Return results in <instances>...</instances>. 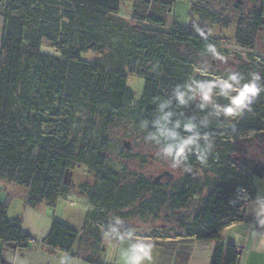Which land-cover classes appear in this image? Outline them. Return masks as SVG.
Returning <instances> with one entry per match:
<instances>
[{"label":"trees","instance_id":"1","mask_svg":"<svg viewBox=\"0 0 264 264\" xmlns=\"http://www.w3.org/2000/svg\"><path fill=\"white\" fill-rule=\"evenodd\" d=\"M177 1L134 0L127 20L118 14L120 0H0V181L24 188L26 205L36 208L69 195L63 185L69 167L85 164L96 176L93 184L82 185L95 210L80 230L54 220L43 240L52 250L69 253L89 243V255L83 256L105 264L104 240L113 217L158 222L164 215L167 232L155 231L146 242L216 241L210 264H239L240 247L221 240L234 223L256 224L246 212L248 203L238 197L241 187L255 196V180L264 176V163L253 153L264 144V93L252 112L213 119L202 129L215 140L207 167L192 156L190 171L181 166L178 176L158 180L108 166L122 124L158 149L145 140L151 129L142 127L157 114L158 103L190 78L223 73L220 51L214 55L208 45L217 49L229 38L224 30L212 33V26H235L240 62L234 71L246 79L258 72L264 83V56L256 51L264 0H189V23L167 27L166 15ZM44 42L54 52L43 51ZM89 50L100 57L83 59ZM130 73L145 79L137 102L128 86ZM197 103L173 109L199 119L204 113ZM22 223L21 216H8L7 200L0 203V241L30 247L33 238ZM256 229L263 232L264 226Z\"/></svg>","mask_w":264,"mask_h":264},{"label":"rangeland","instance_id":"2","mask_svg":"<svg viewBox=\"0 0 264 264\" xmlns=\"http://www.w3.org/2000/svg\"><path fill=\"white\" fill-rule=\"evenodd\" d=\"M133 2L134 0H120L118 14L121 17L130 20L132 17ZM190 8L191 3L189 0H178L172 10L167 13L165 25L167 27H173L175 24L187 25L189 23ZM222 30H224L229 40L227 39V41H223V43L216 49L217 51H220L222 60L220 68L223 70V73L220 76H217V78L225 76L228 72L234 71L235 66L240 62L237 57L240 50L233 46V43L235 42V26L222 29L215 25L210 28L212 33H217ZM260 36L256 51L264 56V29ZM42 50L45 52H54L51 45L47 42H44V45H42ZM82 57L87 61H94L100 57V54L89 50L84 52ZM244 57H246L245 54ZM144 82V77L139 74L130 73L128 75V86L135 92L136 102L142 97ZM124 148L125 153L123 151ZM253 153H255L256 157L264 163V144L260 148L255 149ZM108 166L118 171L125 168V170L130 173L144 174L150 178H157L158 180L168 178V174H175L178 176L181 173L180 168L172 167L170 159H165L159 155L158 149L143 144L135 138L131 132L130 125L126 123L119 127L113 137L112 151L108 156ZM95 181V174L90 171L85 164H78L74 167H69L66 170L63 185L68 189L70 197L67 198L61 196L57 199L54 205L45 204L42 207V210H47L57 221H63L70 224L77 230L81 229L84 218L87 216L88 209L90 208V205L85 200V193L82 189V185L93 184ZM72 200L77 203L75 207H70V201ZM94 210L95 207L93 211ZM163 217L164 215L161 216L160 221L158 222H154L151 219L145 221L139 218L122 220L123 223L116 225L119 232L124 234L133 232L135 235L132 238H124L123 240L116 237L117 240L113 242H110L109 240L105 241L103 248L108 247L105 252L106 261L115 264H125L123 254L127 252L131 244L137 241H145L144 239L146 237L154 236L155 231L162 234L166 233L167 228L170 227V225ZM196 244L197 247L199 246L201 248L199 256H203V253L209 249V246L212 243L210 241H200ZM162 249L163 246L156 244L153 245L152 260L145 262V264H155L164 260L165 255H162ZM81 252L82 255L86 257L89 255V243L82 246Z\"/></svg>","mask_w":264,"mask_h":264},{"label":"clouds","instance_id":"3","mask_svg":"<svg viewBox=\"0 0 264 264\" xmlns=\"http://www.w3.org/2000/svg\"><path fill=\"white\" fill-rule=\"evenodd\" d=\"M208 51L218 55L214 45L209 44ZM261 81L262 77L258 72L251 73L246 79L241 73L231 71L218 78L201 80L193 77L183 84H177L171 96L158 103L154 118L142 123L143 128L151 129L145 140L155 144L159 155L170 159L174 168L183 166L190 171L191 165L188 162L192 156L201 166L207 167L209 157L215 150V140L202 129H207L213 119H239L246 112H252L260 94L264 93V83ZM221 99L226 102L221 103ZM194 102H198V109L204 113L202 118L198 119L195 115L185 117L182 112L173 109V104L187 108ZM259 181L260 178L257 177L256 182ZM239 192L242 195L238 198L249 204L254 222L264 226V191L258 190L252 196L246 188L241 187ZM121 223L123 221L115 217L107 233L116 235L120 240L125 235L132 238L135 235L133 232H119L116 225ZM152 248V243L146 241L131 244L123 254L125 264H145L151 261ZM60 264H65L63 257Z\"/></svg>","mask_w":264,"mask_h":264},{"label":"crops","instance_id":"4","mask_svg":"<svg viewBox=\"0 0 264 264\" xmlns=\"http://www.w3.org/2000/svg\"><path fill=\"white\" fill-rule=\"evenodd\" d=\"M2 27L3 18L0 15V41ZM0 182V203L7 200L8 216L11 218L21 216L23 219V229L33 238L30 247H20L16 244L0 241V264H60L61 257L64 258L65 264H95L89 262L81 254V247L78 244L69 253L52 250L44 245L43 240L48 235L52 222L55 220L47 210H42L45 204L36 208L29 207L25 202L26 190L24 188ZM255 184L256 193L258 190L264 191V176L261 177L259 182L255 180ZM66 197L69 198L70 194ZM85 200L90 205L88 209L89 213L94 209V206L89 202L86 195ZM76 204V201H70V207H75ZM246 212L253 215L249 204L247 205ZM86 218L87 216H85L82 226L85 224ZM116 237L110 234L105 238L104 243L107 240L113 242L117 240ZM125 238H128L127 235H125ZM144 240L146 241L147 239L145 238ZM197 242L200 241L183 237L165 239L159 245L163 246L162 255L164 254L165 258L155 264H210L212 251L217 242L210 241L212 244L203 253V256H199L201 248L196 246ZM221 242L226 244L232 243L240 247L241 256L239 264H264V231L258 232L256 224L240 222L226 227L223 231ZM107 248H104L103 252L105 264H115L106 261L105 252Z\"/></svg>","mask_w":264,"mask_h":264}]
</instances>
